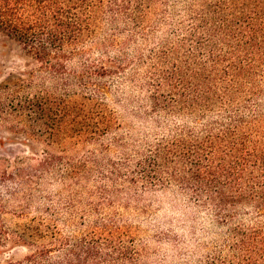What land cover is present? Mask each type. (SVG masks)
I'll return each instance as SVG.
<instances>
[{
	"label": "trees",
	"instance_id": "trees-1",
	"mask_svg": "<svg viewBox=\"0 0 264 264\" xmlns=\"http://www.w3.org/2000/svg\"><path fill=\"white\" fill-rule=\"evenodd\" d=\"M151 1L0 0V31L32 64L12 82V112L41 113L48 145L104 136L112 121L101 79L139 64L140 54L131 58L127 48L138 34L146 37L143 19ZM184 12L187 24L178 25L174 42L166 36L154 52L144 109L154 117L184 116L190 125L138 154L137 170L126 158L107 176L101 172L106 183L88 192L95 202L79 199L86 161L49 154L39 159L35 173L58 164L59 179L76 187L62 211L77 232L65 238L58 232V255L41 249L6 264H137L127 226L113 213L99 214L139 182L143 190L179 188L226 227L230 252L208 256L205 264H264V0H188ZM94 50L99 59L114 52L112 65L91 58ZM34 78L49 82L41 90L45 98L31 94ZM92 163L99 165L95 158ZM31 236L28 229L16 235L21 241Z\"/></svg>",
	"mask_w": 264,
	"mask_h": 264
},
{
	"label": "rangeland",
	"instance_id": "rangeland-1",
	"mask_svg": "<svg viewBox=\"0 0 264 264\" xmlns=\"http://www.w3.org/2000/svg\"><path fill=\"white\" fill-rule=\"evenodd\" d=\"M187 2L152 0L147 5L143 19L146 37L143 39L138 34L135 46L127 48L131 58L140 54L139 64L127 65L123 74L101 79L112 129L92 142L48 145L41 113L28 110L23 115H15L12 112V82L18 77L24 78L32 64L18 42L0 31V264L20 260L41 249L49 250L50 256L58 255V232L59 238L77 232L62 211L66 196L74 194L76 187L59 179L58 164L50 171L35 173L39 159L49 154L86 161L88 179L78 187L79 199L84 203L95 202L88 192L106 183L100 179L101 172L107 176L111 165L120 166L126 158L128 168L137 170L138 154L153 148L162 138L170 137L183 124L190 125L191 121L184 116L172 113L154 117L144 109L147 97L144 84L149 71H153L154 52L161 50L158 47L167 37L174 42L178 25L187 24L184 12ZM113 53L99 59L94 50L90 56L110 67ZM132 73L135 78L130 77ZM42 81L34 78L30 92L45 98L41 90L49 82ZM26 92L24 89L17 95L24 96ZM92 158L99 165L95 166ZM139 184L130 192L122 190L116 194L113 206L99 214L104 217L113 213L118 224L127 226L129 242L139 255L137 264H205L208 256L230 252L231 240L226 227L216 223L209 208L173 185L143 190ZM22 229H28L32 236L19 240L16 235Z\"/></svg>",
	"mask_w": 264,
	"mask_h": 264
}]
</instances>
